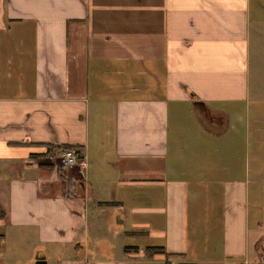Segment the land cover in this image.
<instances>
[{
    "label": "crops",
    "instance_id": "crops-1",
    "mask_svg": "<svg viewBox=\"0 0 264 264\" xmlns=\"http://www.w3.org/2000/svg\"><path fill=\"white\" fill-rule=\"evenodd\" d=\"M9 235L33 264H250L264 0H0V259Z\"/></svg>",
    "mask_w": 264,
    "mask_h": 264
},
{
    "label": "rangeland",
    "instance_id": "rangeland-1",
    "mask_svg": "<svg viewBox=\"0 0 264 264\" xmlns=\"http://www.w3.org/2000/svg\"><path fill=\"white\" fill-rule=\"evenodd\" d=\"M56 160L59 162L58 158ZM117 221V218H112L111 225H108L107 228H102V232H100L102 249L99 251L102 255H116L121 252L120 246L121 244H123V235H121V232L115 234L116 232L112 230V226L119 225ZM259 243L263 244L264 238L259 240L258 243L253 244V247L255 249H252L251 251L252 257L250 264H255L254 260L259 259L261 256V246L258 245L256 248V245ZM4 250V258L0 259V264H33V239L29 235L21 239L9 235L6 239ZM35 253H38V250H36Z\"/></svg>",
    "mask_w": 264,
    "mask_h": 264
},
{
    "label": "built area",
    "instance_id": "built-area-1",
    "mask_svg": "<svg viewBox=\"0 0 264 264\" xmlns=\"http://www.w3.org/2000/svg\"><path fill=\"white\" fill-rule=\"evenodd\" d=\"M53 159H59V163L66 166H78L83 170L86 164L87 154L80 147H70L52 154Z\"/></svg>",
    "mask_w": 264,
    "mask_h": 264
},
{
    "label": "water",
    "instance_id": "water-1",
    "mask_svg": "<svg viewBox=\"0 0 264 264\" xmlns=\"http://www.w3.org/2000/svg\"><path fill=\"white\" fill-rule=\"evenodd\" d=\"M45 260L43 258H37L35 264H45Z\"/></svg>",
    "mask_w": 264,
    "mask_h": 264
},
{
    "label": "trees",
    "instance_id": "trees-1",
    "mask_svg": "<svg viewBox=\"0 0 264 264\" xmlns=\"http://www.w3.org/2000/svg\"><path fill=\"white\" fill-rule=\"evenodd\" d=\"M67 147V146H66ZM64 166L63 165H59V170H60V172H61V174L64 176Z\"/></svg>",
    "mask_w": 264,
    "mask_h": 264
}]
</instances>
